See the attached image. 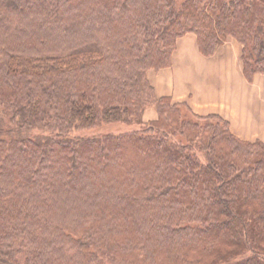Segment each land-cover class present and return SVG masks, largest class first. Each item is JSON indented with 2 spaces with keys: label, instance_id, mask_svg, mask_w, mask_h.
Returning a JSON list of instances; mask_svg holds the SVG:
<instances>
[{
  "label": "trees",
  "instance_id": "obj_1",
  "mask_svg": "<svg viewBox=\"0 0 264 264\" xmlns=\"http://www.w3.org/2000/svg\"><path fill=\"white\" fill-rule=\"evenodd\" d=\"M188 33L264 73V0H0V264H264V144L148 79Z\"/></svg>",
  "mask_w": 264,
  "mask_h": 264
},
{
  "label": "crops",
  "instance_id": "obj_2",
  "mask_svg": "<svg viewBox=\"0 0 264 264\" xmlns=\"http://www.w3.org/2000/svg\"><path fill=\"white\" fill-rule=\"evenodd\" d=\"M242 48L229 37L213 55L205 56L197 36L188 33L178 38L171 66L150 71L149 81L158 97L186 104L198 116L217 115L240 140L264 144V73L247 80ZM143 117L148 122L157 114L147 109Z\"/></svg>",
  "mask_w": 264,
  "mask_h": 264
},
{
  "label": "rangeland",
  "instance_id": "obj_3",
  "mask_svg": "<svg viewBox=\"0 0 264 264\" xmlns=\"http://www.w3.org/2000/svg\"><path fill=\"white\" fill-rule=\"evenodd\" d=\"M33 33H35V32H33ZM150 71H152V70H150ZM148 79H149V77H148ZM147 109H152L157 114V118H158V113H157V111L153 105L148 106L145 110H147ZM183 111L185 112L186 119H188L189 121L195 120L187 110L183 109ZM143 119H144V117H143ZM136 128H138V126H136V125L133 126V125H127V124H122V123H109V124H102L99 127H95V128H91V129H79L77 131H74L72 135L83 136V137H93V136H98V135H105L108 133L119 135V134H123V133H127L129 131L135 130ZM178 141L185 142V139L184 138H178ZM194 153L200 159V161H202L203 163L205 162L204 155L201 151H199L198 149H195Z\"/></svg>",
  "mask_w": 264,
  "mask_h": 264
}]
</instances>
